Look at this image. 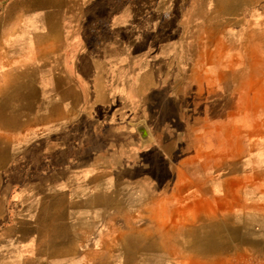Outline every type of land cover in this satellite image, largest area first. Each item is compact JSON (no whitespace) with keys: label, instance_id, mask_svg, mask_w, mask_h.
<instances>
[{"label":"crops","instance_id":"crops-1","mask_svg":"<svg viewBox=\"0 0 264 264\" xmlns=\"http://www.w3.org/2000/svg\"><path fill=\"white\" fill-rule=\"evenodd\" d=\"M209 1L211 17L264 18V0ZM89 2L87 22L102 14ZM221 50L196 62L191 102L164 69L129 73L124 93L104 88L95 60L0 72V264L264 262V53L248 44L257 63L235 81L213 70ZM159 106L181 128H156Z\"/></svg>","mask_w":264,"mask_h":264},{"label":"rangeland","instance_id":"rangeland-1","mask_svg":"<svg viewBox=\"0 0 264 264\" xmlns=\"http://www.w3.org/2000/svg\"><path fill=\"white\" fill-rule=\"evenodd\" d=\"M89 1L1 0L0 63L5 68L0 65V72L11 73L19 65L33 71L35 63L48 66L50 60L56 58L59 63H67L69 68L82 60L88 63L95 60L105 68L101 78L104 88L112 91L113 86L121 82L124 93L133 84L128 83L129 73L135 72L141 79L143 75H157L164 69L173 79L174 94L179 95L178 87L185 88L182 95L185 101L191 102L196 88L187 79L197 69L196 62L206 47L215 44L220 50L221 47L227 49L219 51L223 53L218 54V65L213 70L230 74L235 81L246 75L243 66L247 59L251 70L254 69L252 60L257 56L256 52L245 50L248 44L261 45L264 53V18L211 17L209 0H99L102 4L96 6L95 14L100 10L102 14L87 22ZM119 16L121 19L117 20ZM154 59L164 62L168 59L170 67H159L153 72L147 64ZM253 62L257 63V59ZM260 62L256 75L262 76L264 60ZM116 74L126 81H118ZM13 85L10 83L9 89ZM75 85L81 87L82 83L77 81ZM26 90L28 94L36 89L33 84H26ZM204 100L200 101L205 108L207 102ZM27 101V106L33 103L35 107L39 102L36 98ZM162 106L153 108L151 123L158 128L170 120L181 128L173 119L177 115L172 109L168 111ZM17 167L18 164H11L12 170Z\"/></svg>","mask_w":264,"mask_h":264},{"label":"water","instance_id":"water-1","mask_svg":"<svg viewBox=\"0 0 264 264\" xmlns=\"http://www.w3.org/2000/svg\"><path fill=\"white\" fill-rule=\"evenodd\" d=\"M139 133H140V135L142 136L143 139H146V137H147V132H146V130H145L144 127H140V128H139Z\"/></svg>","mask_w":264,"mask_h":264},{"label":"trees","instance_id":"trees-1","mask_svg":"<svg viewBox=\"0 0 264 264\" xmlns=\"http://www.w3.org/2000/svg\"><path fill=\"white\" fill-rule=\"evenodd\" d=\"M0 1H1V0H0ZM2 1H3V0H2ZM183 149H184V148L181 147V151H182ZM179 153H180L179 150L176 149L175 152H174V154H173V158L175 159V158L178 156Z\"/></svg>","mask_w":264,"mask_h":264},{"label":"built area","instance_id":"built-area-1","mask_svg":"<svg viewBox=\"0 0 264 264\" xmlns=\"http://www.w3.org/2000/svg\"><path fill=\"white\" fill-rule=\"evenodd\" d=\"M256 264H264V262L256 263Z\"/></svg>","mask_w":264,"mask_h":264}]
</instances>
